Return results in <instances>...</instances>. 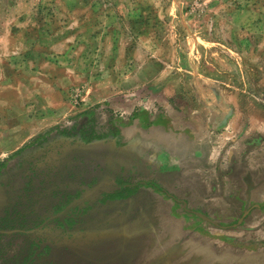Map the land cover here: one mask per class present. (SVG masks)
<instances>
[{
    "label": "rangeland",
    "instance_id": "obj_1",
    "mask_svg": "<svg viewBox=\"0 0 264 264\" xmlns=\"http://www.w3.org/2000/svg\"><path fill=\"white\" fill-rule=\"evenodd\" d=\"M7 206L0 264H264V0H0Z\"/></svg>",
    "mask_w": 264,
    "mask_h": 264
},
{
    "label": "trees",
    "instance_id": "obj_2",
    "mask_svg": "<svg viewBox=\"0 0 264 264\" xmlns=\"http://www.w3.org/2000/svg\"><path fill=\"white\" fill-rule=\"evenodd\" d=\"M105 126L113 129V125L108 121L104 124L99 125L97 120L93 117H90L87 122L79 125V126H71V127H55L58 128L59 132L64 134H71L76 130H79L80 134L85 137L87 140H91L94 137H101L104 134L103 128ZM29 182V181H28ZM30 183V182H29ZM28 187L29 184H27ZM17 207V206H16ZM9 208L8 206L3 208L2 215L0 216V236H4L5 234L10 233H20L29 230L31 227H25L29 219H26V215L28 214L27 210H23L19 207ZM28 208L27 206H25ZM21 210V212L19 211ZM27 213V214H26ZM10 230V231H8Z\"/></svg>",
    "mask_w": 264,
    "mask_h": 264
},
{
    "label": "flooded vegetation",
    "instance_id": "obj_3",
    "mask_svg": "<svg viewBox=\"0 0 264 264\" xmlns=\"http://www.w3.org/2000/svg\"><path fill=\"white\" fill-rule=\"evenodd\" d=\"M9 231V230H8ZM9 233V232H8Z\"/></svg>",
    "mask_w": 264,
    "mask_h": 264
}]
</instances>
